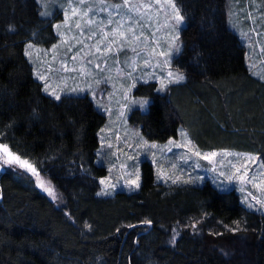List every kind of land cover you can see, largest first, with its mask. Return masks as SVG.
<instances>
[{
	"label": "trees",
	"instance_id": "obj_1",
	"mask_svg": "<svg viewBox=\"0 0 264 264\" xmlns=\"http://www.w3.org/2000/svg\"><path fill=\"white\" fill-rule=\"evenodd\" d=\"M174 1L185 26L172 66L185 79L164 93L155 82L139 84L134 94L150 103L130 122L149 140L176 137L183 126L200 149L264 158V81L251 74L227 26V0ZM53 39V22L36 0H0V142L46 175L62 200L55 205L21 169L0 173V264H264V217L246 209L235 189L161 183L144 161L135 192L98 195L104 114L88 95L44 93L25 55L27 42ZM234 237L239 251L227 255L220 246Z\"/></svg>",
	"mask_w": 264,
	"mask_h": 264
},
{
	"label": "rangeland",
	"instance_id": "obj_2",
	"mask_svg": "<svg viewBox=\"0 0 264 264\" xmlns=\"http://www.w3.org/2000/svg\"><path fill=\"white\" fill-rule=\"evenodd\" d=\"M36 2L41 14L54 25L52 43L45 46L31 41L25 45V55L43 92L56 100L63 96L88 95L105 116L98 131L96 163L106 168V175L98 179V193L107 187L108 194L99 196L111 197L117 191L135 192L138 187L128 182L136 180L138 175L140 185L141 166L148 161L153 165L158 182L203 184L209 181L219 190L235 189L246 209L264 217V158L232 149H200L183 126L178 128L176 137L163 142L149 140L139 125L129 120L134 109L146 112L150 103V98L134 94L139 84L155 82L156 91L164 93L168 86L185 79L184 74L172 66L173 58L182 49L180 31L185 26L184 17L180 24L173 19L175 11L171 5L175 4L179 10L174 0ZM179 13L182 16L180 10ZM226 17L227 26L245 48L247 68L264 81V0H227ZM169 73L173 74V79L178 74L184 79L169 83ZM41 76L45 79H40ZM153 144L156 147H151ZM8 149L19 156L9 146ZM197 151L200 156L195 155ZM213 152L217 155L212 161L203 158ZM10 168L23 170L41 193L55 205H61L60 192L36 167L40 177L54 189L56 199L38 186L31 172L16 164L4 165L0 160V173ZM230 176L233 179H229ZM240 176H245V180H240ZM234 227L226 226L223 231L235 232ZM180 230L178 225L173 227L169 239L172 241L173 236L176 239ZM191 230L203 232L195 223ZM208 239L213 241V238ZM240 244V237L230 238L222 242L220 250L234 255L239 251L234 246Z\"/></svg>",
	"mask_w": 264,
	"mask_h": 264
},
{
	"label": "snow or ice",
	"instance_id": "obj_3",
	"mask_svg": "<svg viewBox=\"0 0 264 264\" xmlns=\"http://www.w3.org/2000/svg\"><path fill=\"white\" fill-rule=\"evenodd\" d=\"M171 6H172L173 10L175 11V16L173 17V19L175 20L176 24H180L183 21V16L180 15L179 10L176 9L175 4H172ZM44 14L46 15L47 13H44ZM105 35H107V34H105ZM121 35H123V33H121ZM29 47H31V45H29ZM108 47H109V49H111V45H109ZM97 51H99L98 48H97ZM161 55H166V54L161 53ZM172 75H173L172 73H169V81H168L169 83H176V82H179V81L184 79V77L182 75H179V74L176 75L175 78L173 79ZM40 79H45V77L41 76ZM164 87H165V85H164V82L162 80L161 81V89H163ZM45 90H47V85H46ZM52 94L55 95V92H53ZM56 98L59 99V96L57 95ZM175 146L176 147H182V145H180V144H176ZM151 147H156V145L153 144V145H151ZM0 152L3 153V155L0 156V160H2L4 165L16 164L21 168H25L27 171L31 172L36 177L38 186L40 188H42L44 191H46L49 194V196H52L53 199L57 198L56 193H55L54 189L52 188V186L50 184L46 183L40 177V174H39V172H37L36 168L33 165H31L27 160H22L19 156H16L15 154L11 153L10 150L8 149V146L4 145V144H0ZM195 155L200 156L201 154L197 151L195 153ZM216 155H217V153L213 152V153L204 155L203 158L207 159L209 161H212L216 157ZM225 155H227V154H225ZM213 170H215V169H213ZM237 171H239V170H237ZM221 175H223V173H221ZM229 179H233V177L230 176ZM239 179L243 181V180H245V176H240ZM101 183L104 184L105 181L102 180ZM128 183L130 186L134 185L135 187H139V176L137 175L136 180L129 181ZM113 187H114V185H113ZM107 194H108L107 187H105V189H103L101 193H98V195H107ZM145 223L150 224L151 221H145ZM88 227H90V226H88ZM171 242L175 243V236H173Z\"/></svg>",
	"mask_w": 264,
	"mask_h": 264
}]
</instances>
